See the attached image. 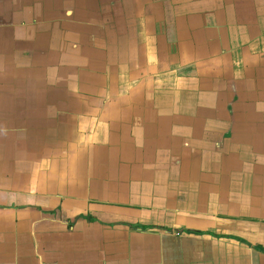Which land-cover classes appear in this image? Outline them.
I'll list each match as a JSON object with an SVG mask.
<instances>
[{
    "label": "crops",
    "instance_id": "obj_1",
    "mask_svg": "<svg viewBox=\"0 0 264 264\" xmlns=\"http://www.w3.org/2000/svg\"><path fill=\"white\" fill-rule=\"evenodd\" d=\"M0 264H264V0H0Z\"/></svg>",
    "mask_w": 264,
    "mask_h": 264
}]
</instances>
